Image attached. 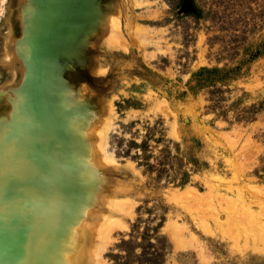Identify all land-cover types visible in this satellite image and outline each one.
Wrapping results in <instances>:
<instances>
[{"label": "rangeland", "instance_id": "obj_1", "mask_svg": "<svg viewBox=\"0 0 264 264\" xmlns=\"http://www.w3.org/2000/svg\"><path fill=\"white\" fill-rule=\"evenodd\" d=\"M26 2L0 0L3 131L20 119ZM95 3L112 28L101 16L62 74L104 130L99 181L83 183L111 216L93 264H264V0Z\"/></svg>", "mask_w": 264, "mask_h": 264}, {"label": "bare ground", "instance_id": "obj_2", "mask_svg": "<svg viewBox=\"0 0 264 264\" xmlns=\"http://www.w3.org/2000/svg\"><path fill=\"white\" fill-rule=\"evenodd\" d=\"M95 2H26V45L20 51L25 74L9 112L10 118L13 110L20 113L16 117L20 119L12 121L6 131L0 129V138L4 143L8 140L4 147L9 145L4 157L0 156V264H93L95 241L109 234L105 224L111 216L99 207H89L97 190L83 185L87 177L96 181L98 166L106 159L102 153L104 130H98L96 111L92 117L86 113L89 100L80 102L62 77L65 55L73 57L82 51L95 23L103 17L107 27L111 26L108 30L112 28V18L102 14L100 2ZM5 123L0 119V128ZM83 137L88 144L78 158ZM78 186L84 195L69 209L66 223L65 209L59 205L72 192L76 195ZM99 197L104 199V195Z\"/></svg>", "mask_w": 264, "mask_h": 264}]
</instances>
